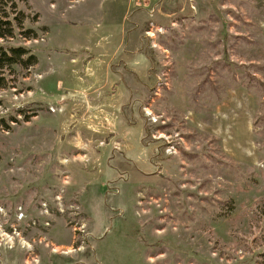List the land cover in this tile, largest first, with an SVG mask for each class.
I'll return each mask as SVG.
<instances>
[{"label":"rangeland","instance_id":"rangeland-1","mask_svg":"<svg viewBox=\"0 0 264 264\" xmlns=\"http://www.w3.org/2000/svg\"><path fill=\"white\" fill-rule=\"evenodd\" d=\"M18 9L0 264H264V0Z\"/></svg>","mask_w":264,"mask_h":264},{"label":"trees","instance_id":"trees-1","mask_svg":"<svg viewBox=\"0 0 264 264\" xmlns=\"http://www.w3.org/2000/svg\"><path fill=\"white\" fill-rule=\"evenodd\" d=\"M20 0H0V71L13 69L20 65L31 67L38 62L37 54L27 45H14L6 42L11 38L21 37L25 39L37 38L39 33L33 28H25V13L19 7ZM192 14V13H191ZM5 84L0 76V85ZM3 99L0 97V105ZM133 121L131 124H136ZM156 140L152 139L146 145H152ZM157 155L160 150L157 149Z\"/></svg>","mask_w":264,"mask_h":264}]
</instances>
